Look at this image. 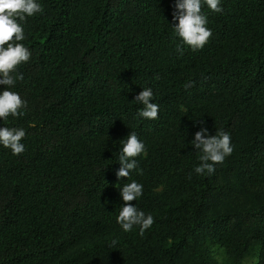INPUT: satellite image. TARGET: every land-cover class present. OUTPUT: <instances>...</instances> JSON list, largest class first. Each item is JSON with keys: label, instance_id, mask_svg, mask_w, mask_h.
Wrapping results in <instances>:
<instances>
[{"label": "trees", "instance_id": "obj_1", "mask_svg": "<svg viewBox=\"0 0 264 264\" xmlns=\"http://www.w3.org/2000/svg\"><path fill=\"white\" fill-rule=\"evenodd\" d=\"M37 2L10 88L27 108L0 119L26 132L22 154L0 145V264H264V0L203 4L213 34L195 51L177 0ZM148 87L157 119L134 101ZM202 128L231 137L212 174L194 171ZM131 131L145 152L118 178ZM132 180L154 217L143 235L117 222Z\"/></svg>", "mask_w": 264, "mask_h": 264}, {"label": "clouds", "instance_id": "obj_2", "mask_svg": "<svg viewBox=\"0 0 264 264\" xmlns=\"http://www.w3.org/2000/svg\"><path fill=\"white\" fill-rule=\"evenodd\" d=\"M206 4L212 11L220 13V0H177V11L174 19L178 20L174 31L182 40L183 44L191 47L193 51L203 49L212 37V31L207 27V16L202 13V5ZM43 8L37 0H0V85L7 88L0 92V119H7L9 116L19 117L27 108V102L21 96L10 90L17 80L23 81L22 73H17L18 66L26 63L31 58L30 50L20 43L25 39L24 28L20 21L27 17L41 13ZM178 51H183L178 45ZM16 73V75H14ZM185 87H190L186 84ZM153 90L143 88L135 97L138 104L143 105L139 116L145 119H157L159 106L153 101ZM26 136L22 128L0 127V145L10 148L13 155H20L25 151V145L21 143ZM123 145L119 156L120 169L116 175L118 178L129 177L132 170L137 169L136 157L145 152L144 143L138 138L134 131L121 140ZM192 145L199 151L201 163L195 167L197 174H212L215 172V165L223 163L224 159L231 155L230 135L220 129L215 135H209L207 128H202L195 133ZM142 174V170H140ZM118 188V187H117ZM121 189V196L124 201L119 208L117 222L125 232L131 231L134 226H139L140 235L149 229L154 223L151 214H145L133 206L132 201H137L143 195V185L135 180L124 184Z\"/></svg>", "mask_w": 264, "mask_h": 264}, {"label": "rangeland", "instance_id": "obj_3", "mask_svg": "<svg viewBox=\"0 0 264 264\" xmlns=\"http://www.w3.org/2000/svg\"><path fill=\"white\" fill-rule=\"evenodd\" d=\"M255 261H256V258L255 259H252L250 261H247L245 264H254Z\"/></svg>", "mask_w": 264, "mask_h": 264}]
</instances>
